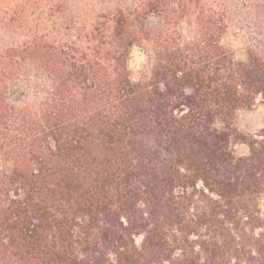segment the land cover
Masks as SVG:
<instances>
[{"label":"trees","instance_id":"1","mask_svg":"<svg viewBox=\"0 0 264 264\" xmlns=\"http://www.w3.org/2000/svg\"><path fill=\"white\" fill-rule=\"evenodd\" d=\"M29 61L48 84L14 102ZM256 104L264 0H0V264H264Z\"/></svg>","mask_w":264,"mask_h":264},{"label":"rangeland","instance_id":"2","mask_svg":"<svg viewBox=\"0 0 264 264\" xmlns=\"http://www.w3.org/2000/svg\"><path fill=\"white\" fill-rule=\"evenodd\" d=\"M158 20L149 17L148 25H156ZM182 38L191 39L193 36L192 28L186 25L178 27ZM222 44L231 49L238 59L245 57L243 32L237 24H231L222 36ZM149 57L147 52L139 47H133L128 61L131 79L139 80L141 73L147 67ZM48 84L47 76L39 69L36 62L29 61L24 66V72L13 78L9 83V98L14 102L34 100L42 95L43 88ZM233 125L241 133L255 134L264 127V106L256 104L249 108L240 109L234 119ZM234 150L237 155L246 154L247 146L241 142L234 143Z\"/></svg>","mask_w":264,"mask_h":264}]
</instances>
